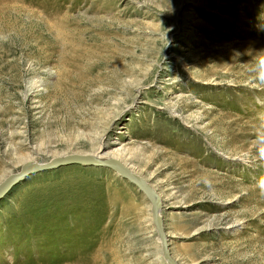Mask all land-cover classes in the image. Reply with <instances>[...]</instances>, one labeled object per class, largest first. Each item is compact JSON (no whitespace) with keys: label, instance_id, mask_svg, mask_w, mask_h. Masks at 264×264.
Wrapping results in <instances>:
<instances>
[{"label":"rangeland","instance_id":"374dc122","mask_svg":"<svg viewBox=\"0 0 264 264\" xmlns=\"http://www.w3.org/2000/svg\"><path fill=\"white\" fill-rule=\"evenodd\" d=\"M69 153L143 178L180 264H264V0H0V182ZM0 264L167 263L143 193L69 165L0 199Z\"/></svg>","mask_w":264,"mask_h":264},{"label":"water","instance_id":"95a60500","mask_svg":"<svg viewBox=\"0 0 264 264\" xmlns=\"http://www.w3.org/2000/svg\"><path fill=\"white\" fill-rule=\"evenodd\" d=\"M102 148V147H101ZM99 149V152L101 151ZM98 154V153H97ZM97 154H81L69 153L66 155L52 158L46 162H29L21 166V168L13 174L8 175L0 182V199L17 183L25 179L27 176L69 165L108 167L113 169L126 178L130 183L138 188L146 197L150 204L151 222L157 233L160 244V250L163 260L167 264H180L171 254L167 235L165 233L163 219L160 213L161 200L155 197L149 190L147 182L136 174L131 167L114 157H100ZM156 195V194H155ZM157 196V195H156Z\"/></svg>","mask_w":264,"mask_h":264},{"label":"bare ground","instance_id":"6f19581e","mask_svg":"<svg viewBox=\"0 0 264 264\" xmlns=\"http://www.w3.org/2000/svg\"><path fill=\"white\" fill-rule=\"evenodd\" d=\"M91 155H93V154H91ZM97 155H99L100 157H110V156H106L107 154H102V153H98ZM118 173H119V172H118ZM149 190L153 193V195H154L155 197L158 198V195H157V196L155 195L156 192H154L153 189H152L151 187H149Z\"/></svg>","mask_w":264,"mask_h":264}]
</instances>
